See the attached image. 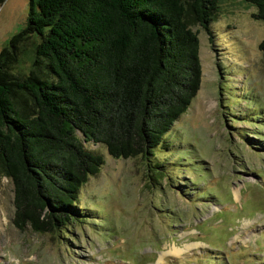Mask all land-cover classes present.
I'll use <instances>...</instances> for the list:
<instances>
[{
	"label": "rangeland",
	"instance_id": "rangeland-1",
	"mask_svg": "<svg viewBox=\"0 0 264 264\" xmlns=\"http://www.w3.org/2000/svg\"><path fill=\"white\" fill-rule=\"evenodd\" d=\"M254 9L218 0L210 39L187 13L200 79L155 149L168 179L148 181L141 156L84 141L103 162L77 189L81 218L43 232L12 223L0 174V264H264V24ZM26 11L27 0H0V47Z\"/></svg>",
	"mask_w": 264,
	"mask_h": 264
},
{
	"label": "trees",
	"instance_id": "trees-1",
	"mask_svg": "<svg viewBox=\"0 0 264 264\" xmlns=\"http://www.w3.org/2000/svg\"><path fill=\"white\" fill-rule=\"evenodd\" d=\"M217 1L27 0L24 25L0 47V174L16 227L81 218L77 189L103 162L84 141L141 156L148 181L168 179L155 149L200 79L187 13L210 39ZM244 1L264 24V0Z\"/></svg>",
	"mask_w": 264,
	"mask_h": 264
},
{
	"label": "bare ground",
	"instance_id": "bare-ground-1",
	"mask_svg": "<svg viewBox=\"0 0 264 264\" xmlns=\"http://www.w3.org/2000/svg\"><path fill=\"white\" fill-rule=\"evenodd\" d=\"M190 246H191V245H190ZM176 251H177V250L175 249L173 252L177 253ZM178 251H179V249H178ZM175 253H174V254H175ZM164 254H165V253H164ZM163 257H164V256H163ZM160 260H161V259H160Z\"/></svg>",
	"mask_w": 264,
	"mask_h": 264
}]
</instances>
